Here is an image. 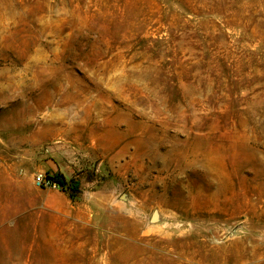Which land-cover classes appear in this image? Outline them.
Here are the masks:
<instances>
[{
  "label": "rangeland",
  "instance_id": "rangeland-1",
  "mask_svg": "<svg viewBox=\"0 0 264 264\" xmlns=\"http://www.w3.org/2000/svg\"><path fill=\"white\" fill-rule=\"evenodd\" d=\"M0 264H264V0H0Z\"/></svg>",
  "mask_w": 264,
  "mask_h": 264
},
{
  "label": "trees",
  "instance_id": "trees-1",
  "mask_svg": "<svg viewBox=\"0 0 264 264\" xmlns=\"http://www.w3.org/2000/svg\"><path fill=\"white\" fill-rule=\"evenodd\" d=\"M50 179V182H48L49 184H56L58 185L59 187L63 188L64 186V182L62 180H59L57 176H53V178H49ZM76 186L72 187L71 188V191L72 192H75L77 189L75 188Z\"/></svg>",
  "mask_w": 264,
  "mask_h": 264
},
{
  "label": "built area",
  "instance_id": "built-area-1",
  "mask_svg": "<svg viewBox=\"0 0 264 264\" xmlns=\"http://www.w3.org/2000/svg\"><path fill=\"white\" fill-rule=\"evenodd\" d=\"M45 180L41 177V176H38L37 179H36V184L41 187V186H44L45 185Z\"/></svg>",
  "mask_w": 264,
  "mask_h": 264
},
{
  "label": "bare ground",
  "instance_id": "bare-ground-1",
  "mask_svg": "<svg viewBox=\"0 0 264 264\" xmlns=\"http://www.w3.org/2000/svg\"><path fill=\"white\" fill-rule=\"evenodd\" d=\"M49 66V65H48ZM59 71V70H58ZM92 81V80H91ZM26 82V81H25ZM18 85V84H17ZM46 85V84H45ZM75 86V85H74ZM73 88V87H72ZM47 89V88H46ZM42 91H44V90H42ZM47 91V90H46ZM96 91V90H95ZM89 94V93H88ZM99 96V95H98ZM31 97V96H30ZM41 102V101H40ZM63 102H64V100H63ZM68 103V102H67ZM22 104H23V102H22ZM36 104H37V102H36ZM85 104V103H84ZM27 105H29V104H27ZM94 105V104H93ZM24 106V105H23ZM26 106V105H25ZM25 108H27V107H25ZM33 108V107H32ZM42 108V107H41ZM34 109V108H33ZM91 110H92V108H91ZM35 111V110H34ZM16 114H17V112H16ZM92 114V113H91ZM21 115H23V114H21ZM12 116V115H11ZM55 116V115H54ZM50 126V125H49ZM49 126H48V128H49ZM39 127V126H38Z\"/></svg>",
  "mask_w": 264,
  "mask_h": 264
}]
</instances>
